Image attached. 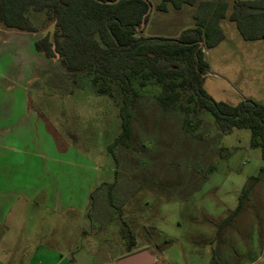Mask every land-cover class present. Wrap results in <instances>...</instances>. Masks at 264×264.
Listing matches in <instances>:
<instances>
[{
    "label": "rangeland",
    "instance_id": "rangeland-1",
    "mask_svg": "<svg viewBox=\"0 0 264 264\" xmlns=\"http://www.w3.org/2000/svg\"><path fill=\"white\" fill-rule=\"evenodd\" d=\"M149 1L153 7L147 33L172 36L189 24V15L180 17L173 8L170 12L159 10L161 0ZM33 20L45 25L42 31L25 34L0 23V31L5 33L0 42L6 41L0 51L19 59L10 77H0V102L5 99L1 88L18 85L25 89L27 105L44 122L50 143L62 152L75 148L88 158L87 165L77 161V197L90 188L91 195L98 187L99 192L107 193L105 183L115 178L116 166L107 147L120 131L118 108L108 96L97 94L87 78L56 77L52 72L44 75L60 64L30 49L34 39L51 35L55 25L44 24V13H34ZM222 26L225 39L214 48H205L210 64L205 74L206 91L218 101L235 105L247 97L264 102V38L245 40L229 17ZM12 38L10 45L7 40ZM32 66L30 74L21 70ZM50 151L47 147L42 154ZM203 151L197 155L201 169L191 172L180 194L168 185L164 191L155 189L170 184L171 175L166 182L148 175L147 185L129 191L133 195L123 213L115 209L110 223L89 217L91 195L81 210L57 211L41 197L31 200L13 192L0 194V264H114L127 249L121 234L122 217L134 232L135 250L155 247V264H264L262 149L252 147L251 133L243 129L232 130L220 137L214 149ZM210 165H214L211 172ZM128 174L130 184H138L136 175ZM253 176H259L258 180ZM250 183L253 188L241 211L225 222ZM121 196L118 191L115 197ZM82 198L77 199L78 204Z\"/></svg>",
    "mask_w": 264,
    "mask_h": 264
},
{
    "label": "trees",
    "instance_id": "trees-1",
    "mask_svg": "<svg viewBox=\"0 0 264 264\" xmlns=\"http://www.w3.org/2000/svg\"><path fill=\"white\" fill-rule=\"evenodd\" d=\"M108 1L0 0L4 28L42 31L45 25L33 20L38 12L45 14L44 24L54 23L51 35L35 41L39 54L60 64L44 75L87 78L97 94L108 96L118 108L120 131L107 147L116 166L115 178L105 183L107 193L98 187L91 195L89 217L101 223H110L115 209L123 213L132 193L147 185L148 175L163 182L171 175L172 185L155 189L171 186L180 194L191 172L202 167L197 155L214 149L220 137L232 130H249L252 147L261 148L264 158V103L253 97L236 105L218 101L204 86L210 71L205 48H214L225 39L222 19L229 16L244 39L261 40L264 0H235L229 15L230 0H161L157 8L165 11L169 3L176 8L195 5L194 25L175 37L144 33L152 11L141 29L152 5L149 0ZM213 169L210 165V172ZM128 172L136 175L138 184H130ZM252 188L251 183L243 188L237 208L225 222L241 211ZM118 191L122 193L119 199L115 197ZM121 220L127 249L120 255H125L135 251V237Z\"/></svg>",
    "mask_w": 264,
    "mask_h": 264
},
{
    "label": "crops",
    "instance_id": "crops-1",
    "mask_svg": "<svg viewBox=\"0 0 264 264\" xmlns=\"http://www.w3.org/2000/svg\"><path fill=\"white\" fill-rule=\"evenodd\" d=\"M234 1H229L228 12L232 11ZM172 8L176 10L175 12L180 17L189 15V24L181 27L178 33L172 36L147 33L151 19L149 18L146 26L147 30H145L146 35L175 37L182 30L194 25L195 5H184L176 8L172 4H169L168 9L164 11L170 12ZM224 19L226 18H223L222 21ZM0 32L2 33H0V38L3 39L4 37L2 36H5V33ZM36 40H33L32 48L30 49L33 53H37L35 47ZM7 41H10L9 44L11 45L13 38ZM5 42L4 40L0 42V48H3L2 44ZM10 45H8V49ZM18 61L19 59L15 58L12 53L0 51V63L2 67H0V77L4 78V80L10 77L11 73L15 71ZM34 66L21 70L24 73L28 72L30 74ZM4 88L6 90L1 88V92L5 99L2 100L3 102H0V194L7 195L13 192L12 194L16 195V197L19 195L31 200L41 197L43 198V203L49 205L52 210L57 211L83 209V203L87 199V196L91 195V188L89 192L87 191L77 197V161L81 159L80 161L87 165L88 158L81 155L75 148L68 147L65 149V152L60 151V149L57 150V147L53 143H50L49 132L45 129L44 122L27 105L26 90H23L18 85ZM7 91H10V93ZM17 95L20 99H18ZM47 147L51 151L48 155L42 154V151ZM82 167H79V169ZM83 187L84 185L82 184L80 188ZM82 195L83 201L81 204H78L77 199H80Z\"/></svg>",
    "mask_w": 264,
    "mask_h": 264
},
{
    "label": "water",
    "instance_id": "water-1",
    "mask_svg": "<svg viewBox=\"0 0 264 264\" xmlns=\"http://www.w3.org/2000/svg\"><path fill=\"white\" fill-rule=\"evenodd\" d=\"M119 1V0H116ZM111 2L112 1H108ZM152 11V5L149 7V11L146 12L142 19L141 29L145 26V18L150 14ZM156 249L153 246L146 247L144 249H138L127 253L125 255L119 256L115 261L114 264H155L156 262Z\"/></svg>",
    "mask_w": 264,
    "mask_h": 264
}]
</instances>
